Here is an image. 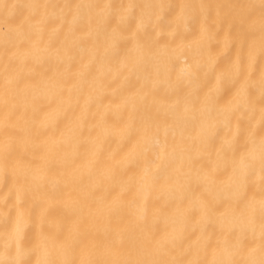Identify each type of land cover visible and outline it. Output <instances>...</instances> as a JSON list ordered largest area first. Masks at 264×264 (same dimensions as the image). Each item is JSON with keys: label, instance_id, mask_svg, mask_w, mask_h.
<instances>
[{"label": "clouds", "instance_id": "clouds-1", "mask_svg": "<svg viewBox=\"0 0 264 264\" xmlns=\"http://www.w3.org/2000/svg\"><path fill=\"white\" fill-rule=\"evenodd\" d=\"M171 2L0 0V65L15 49L21 32L25 37L34 34V21L41 17L49 21L56 42L67 41L73 56L86 49L73 33L93 26L99 46L86 61L88 73L81 76L60 70L65 91L79 80L68 114L78 117L83 112L91 118L115 92L113 103L119 111L102 115L131 123L129 135L140 133L157 155L162 148L168 153L157 168L151 151L144 152L147 158L137 161L139 175L130 186L131 199L122 202L108 196L121 181L116 173L110 180L100 170L65 176L64 169L78 167L65 160L69 145L47 153L48 166L42 170L17 167L28 137L21 132L11 147L6 146L4 119L15 117L23 125L32 118L33 97L22 79L15 90L9 89L0 69V264H83L86 246L83 242L73 245L67 238L68 229L58 231L54 222L44 225L47 240L38 246L39 219L46 209L51 215V207L48 200L35 199V194H45L55 203L66 178L74 179L95 205L96 230L111 245L108 250L97 249L87 264H264V105L257 103L264 100V68L254 76L257 61L264 56V12L247 25L253 38L219 81L232 86L233 95L239 93L236 102L226 107L219 99L208 98L204 83L209 75L213 84L218 82L219 72L212 69V46L219 42L223 49L226 42L229 48L233 43L228 31L217 40L223 18L217 7L215 19L210 20L209 4L231 0H180L175 17L165 21ZM235 3L237 15L264 9V0ZM196 15L200 16L199 33L186 38ZM60 27L65 31L57 35ZM98 64L105 66L102 79H98ZM10 70L18 76L28 74L23 65ZM39 131L45 129L34 123L32 135ZM8 177L11 183L5 188ZM157 199L171 210L159 219L150 207ZM36 204L40 207L35 238L26 245ZM178 209H191L192 216ZM22 217L27 227L21 224ZM123 217L128 218L125 224L130 221L127 232L123 225L117 228L111 223L112 218ZM146 232L153 233L151 239ZM201 232L203 240L197 244Z\"/></svg>", "mask_w": 264, "mask_h": 264}, {"label": "bare ground", "instance_id": "bare-ground-1", "mask_svg": "<svg viewBox=\"0 0 264 264\" xmlns=\"http://www.w3.org/2000/svg\"><path fill=\"white\" fill-rule=\"evenodd\" d=\"M179 7L180 0H172L165 13V21H171ZM217 7H219L223 18L217 40L220 41L225 31H228L233 38V43L230 48L227 42L223 49L219 42L212 46L214 53L211 54V63L212 69L219 72L218 82L213 84L212 76L209 75L205 80L204 87L208 90V98L219 99L226 107H230L239 98V93L233 95V87L222 86L219 81H222L230 72L227 67L237 54L243 55L246 52L248 43L253 38V34L247 31V25L264 12V9L254 8L247 15H237L238 5L235 0H231L229 3H210V20L215 19ZM28 20L33 22L31 17ZM34 24L36 29L34 34L25 37L21 32L15 49L9 54L6 63L0 65L9 89L15 90L18 79H22L24 87L31 92L33 97L30 105L32 118L24 120L23 125L15 121V117L11 119L5 117L4 144L11 147L16 136L22 132L28 137V147L17 161V167L27 165L41 170L48 166L47 153L54 151L58 146L69 145L70 150L65 152V160L75 162L78 167L74 171L70 168L64 169L66 177H76L85 170H100L103 178L110 180L113 173H116L121 177V181L117 187L110 189L109 198L114 202L131 199L130 186L139 175L137 161L147 158L144 157V152L151 151L150 158L157 161L155 165L157 168L165 163L168 153L162 148L157 155L154 150H151L150 145H145L140 133L129 135L131 123L109 120L102 115L104 111L113 113L119 111L118 106L113 103L116 97L115 92L107 98L105 108L97 110L91 118H86L83 112L78 117L75 113L69 115L67 110L77 95L79 80H74L73 86L65 91V80L60 70L66 69L73 71L74 75L79 73L81 76L88 73L89 65L86 61L91 58L99 46L96 30L89 25L87 31L81 29L79 32L73 33L79 41L86 45L85 51L81 52L79 56H73L67 48V41L58 43L54 40L53 29L46 18L41 17L35 20ZM199 25L200 16L196 15L190 24L191 32L187 34L186 38L198 35ZM64 31L63 27L56 29L57 35L63 34ZM216 61H218L217 64ZM16 65H23L28 74L18 76L14 70H10L14 69ZM262 68H264V56L258 59L254 76L258 75ZM104 70L103 64L96 66V71L99 74L98 79L103 78ZM102 93L103 90H101V98H104ZM257 103L264 105V100L257 101ZM64 116L68 118L64 119ZM34 123L41 125L45 131H39L32 135ZM241 125H244V121H241ZM81 128L84 130L80 131ZM106 140L107 144H105ZM215 143L214 141V145ZM54 171L59 173L61 170L55 169ZM125 177L126 179H124ZM10 183L11 177H8L5 188ZM35 199L48 200L51 207V215L46 209L40 216L38 246L44 245L47 240L44 225L54 222L58 231L68 229L67 238L73 245L83 242L86 246L87 250L83 252V264H87L97 249L108 250L111 248L108 239L101 237L96 230L95 205L88 200L86 192L74 179L63 180V189L55 203L42 193L35 194ZM39 207L38 204L32 206L34 223L25 234L26 245H31L34 242L35 218ZM150 207L158 219L164 213L171 211L168 207L163 206L160 199L151 202ZM177 211H183L186 215L192 216L191 209H178ZM127 219V217L120 220L112 218V226L120 228L123 225V231L127 232L130 227V221L128 224L124 223ZM21 224L27 227L28 221L22 217ZM8 226L5 225V227ZM193 227L195 230L199 224H194ZM145 235L151 239L153 233L146 232ZM202 240L203 233L201 232L197 236L196 243L199 244ZM116 251H123V249H116Z\"/></svg>", "mask_w": 264, "mask_h": 264}]
</instances>
